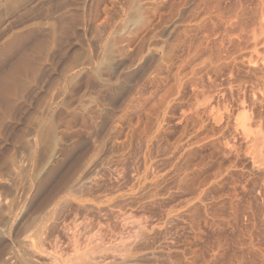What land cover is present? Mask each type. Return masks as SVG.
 Returning a JSON list of instances; mask_svg holds the SVG:
<instances>
[{"label":"rangeland","instance_id":"rangeland-1","mask_svg":"<svg viewBox=\"0 0 264 264\" xmlns=\"http://www.w3.org/2000/svg\"><path fill=\"white\" fill-rule=\"evenodd\" d=\"M138 1L0 0V264H264V0Z\"/></svg>","mask_w":264,"mask_h":264},{"label":"bare ground","instance_id":"bare-ground-1","mask_svg":"<svg viewBox=\"0 0 264 264\" xmlns=\"http://www.w3.org/2000/svg\"><path fill=\"white\" fill-rule=\"evenodd\" d=\"M148 1H152V0H139V4H138V8H137V12L138 13H148V10L151 8V7H154L152 6L153 4L148 2ZM132 2V1H131ZM119 4L120 1H118ZM133 3V2H132ZM124 4V3H123ZM152 4V5H151ZM174 4V3H173ZM176 4V3H175ZM130 5V3H129ZM113 6V5H112ZM131 6V5H130ZM115 7V6H114ZM152 9V8H151ZM150 11H153V10H150ZM149 11V13H150ZM148 13V14H149ZM148 20H151V19H148ZM248 22V21H247ZM149 23V22H148ZM146 22V24H148ZM155 24V23H154ZM148 26V25H147ZM154 27V25L152 26ZM151 28V27H150ZM149 28V29H150ZM153 29V28H152ZM150 29V30H152ZM106 30H104L105 32ZM102 32V31H101ZM108 32V31H107ZM148 32V31H147ZM146 32V33H147ZM152 32V31H151ZM114 33V32H113ZM112 34V31H109L108 34H105L103 33V35L101 36V39L102 38H105L104 40H102V57H107V58H110V56L112 57L113 56V52H117V53H120V54H123L124 53V50H125V45H123L122 41L120 43V40L118 39H115L114 37L109 39L110 38V35ZM115 34V33H114ZM154 34V33H153ZM133 35V34H132ZM117 36V35H116ZM138 39H139V44L136 46L138 47V49L142 50V47L144 49V45H145V41H146V35L142 34V36L140 35H137ZM154 37V36H153ZM119 38V37H118ZM126 38V37H125ZM121 39V38H120ZM156 39V38H154ZM122 40V39H121ZM124 40V39H123ZM135 41V40H134ZM150 41V39H149ZM129 42V40H128ZM131 42V40H130ZM154 42V40L152 41V43ZM133 43V41H132ZM131 44V43H130ZM179 45V44H178ZM128 46V45H127ZM146 46V45H145ZM150 46V45H149ZM177 47V46H176ZM149 48V47H148ZM187 48V47H186ZM227 48V47H226ZM235 48V47H234ZM224 49V48H223ZM231 50V49H230ZM177 51H181V50H176V48L174 46L171 45V48H169L167 51H164L165 52V55H164V60H163V63L161 65H157L158 67H156L154 70L157 72L156 74V77L154 79V82L157 84V86H159L160 84L159 83H163V86L165 85V82H168L167 84V88L165 90V93L163 95H166V94H169V93H172V92H176L174 90H181L180 87H182L184 85V81H183V77H182V74L184 72V69L188 66L191 65V63L193 62L192 59L189 57V53H187V51L185 53H182V54H179V52ZM163 52V53H164ZM146 53V52H145ZM218 53V52H217ZM116 54V53H115ZM216 54V53H214ZM117 56V55H116ZM137 56V55H136ZM115 57V56H114ZM113 57V58H114ZM140 57V56H139ZM112 58V59H113ZM223 59V57H220L218 59V61L215 62V59L214 61L212 60L210 64L206 65V69L208 70V72L212 71V73L214 72L215 74H218L224 67L225 65H227L225 62H222V60L220 59ZM212 59V58H211ZM230 59V58H228ZM192 61V62H191ZM224 61V59H223ZM234 61V60H233ZM103 62V60H102ZM111 62V61H110ZM92 63V62H91ZM113 63V62H112ZM232 63L234 64L232 66ZM229 64V63H228ZM107 65V64H106ZM230 65L232 66V68L236 67V64L234 62H231ZM243 65V64H242ZM100 66V65H99ZM104 66V65H103ZM229 66V65H228ZM99 68V67H98ZM204 68V69H205ZM233 68V69H234ZM259 68V67H258ZM229 69H231V67H229ZM238 69V68H237ZM162 70L165 71L163 77L161 76V73L163 72ZM193 72L196 71V68L195 67H192L191 69ZM200 70V69H198ZM225 70V69H224ZM234 71V70H233ZM189 71H187L188 73ZM207 72V73H208ZM191 73V72H190ZM200 73V72H199ZM147 74V73H146ZM151 74V73H150ZM206 74V73H205ZM188 75V74H186ZM193 76V75H192ZM190 77V76H189ZM201 77V76H200ZM250 77V76H249ZM151 79V78H150ZM201 80V79H199ZM188 81V80H187ZM153 83V82H152ZM159 84V85H158ZM162 85V84H161ZM156 87V86H155ZM159 88V87H158ZM156 90V89H155ZM161 90V89H160ZM158 90H156V93H160L159 91L157 92ZM143 92V91H142ZM155 92V91H154ZM163 92V91H161ZM155 93V94H156ZM144 95V94H142ZM161 95V93H160ZM162 95V96H163ZM152 97V96H151ZM161 97V96H160ZM162 98V97H161ZM161 100V99H160ZM1 199V198H0ZM1 217V216H0ZM81 262V261H79ZM87 263V262H86ZM77 264H80V263H77Z\"/></svg>","mask_w":264,"mask_h":264}]
</instances>
